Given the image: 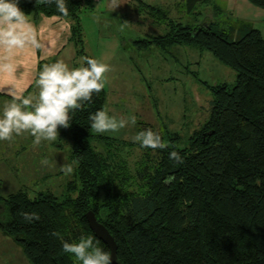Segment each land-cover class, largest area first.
Masks as SVG:
<instances>
[{"label":"trees","instance_id":"trees-1","mask_svg":"<svg viewBox=\"0 0 264 264\" xmlns=\"http://www.w3.org/2000/svg\"><path fill=\"white\" fill-rule=\"evenodd\" d=\"M210 1L186 0V7ZM247 1L264 10V0ZM65 2L68 17L56 10L55 0L47 6L29 0L18 7L35 20L44 16L71 21L70 40L79 56H88L79 15L94 4ZM149 12L168 20L163 12ZM168 26L164 36L133 44L141 48L156 43L164 49L189 45L207 51L235 72L234 84L206 85L213 97L209 119L187 147L155 149L154 171L145 172L146 184H135L133 191L117 182L108 156L92 145L122 144L91 134L88 117L105 108V90L94 93L82 110L70 111L71 126L64 129L70 135L76 180L67 184L65 194L59 198L40 192L31 198L20 191L0 199V231L20 245L30 264H79L63 252L61 237L71 243L81 235L92 236L110 252L89 229L88 211L113 237L118 264H264V39L250 26L223 29L211 21ZM147 128L155 131L140 123L138 132ZM173 150L182 163L169 159ZM24 212H36L40 220L30 223Z\"/></svg>","mask_w":264,"mask_h":264},{"label":"rangeland","instance_id":"rangeland-1","mask_svg":"<svg viewBox=\"0 0 264 264\" xmlns=\"http://www.w3.org/2000/svg\"><path fill=\"white\" fill-rule=\"evenodd\" d=\"M94 4L92 10L82 9L79 24L82 28L85 53L107 63L111 68V71L105 73L104 90L107 99L104 109L110 116L118 119L135 115L137 123L150 125L169 145L174 144L180 149L187 147L189 138L195 131L202 129L209 119L213 97L206 85L224 83L231 86L235 82V72L213 59L210 53H206L212 59L205 60L199 68L190 67L187 71L177 68L178 72L175 73L173 68L166 67L168 65L165 61L172 64L167 52L158 51L154 46L151 49L138 50L131 43L140 39L142 27L148 37L158 38L166 34L169 28L166 30L164 25H152L154 22H164L160 13H150L149 10L138 13L135 6L126 4H119L113 9L109 0H99ZM185 11V16L180 21L190 22L195 26L212 21L223 29L230 26L235 28V22H239L237 20L240 18L234 19L227 13L215 14L214 8L198 3L190 9L186 7ZM135 22L145 23H138L136 27ZM241 24L245 25L243 21ZM145 38L147 37L143 40H147ZM72 46L73 43H70L62 56L56 59L66 60L70 68L83 63L82 57L76 55L75 47L71 49ZM118 46L121 47L120 53ZM137 123L129 124L117 133L96 134L91 130L92 135L122 142L118 146L96 142H92V145L98 152L108 156V162L115 168L112 175L118 177L117 182L122 181V185L131 191L135 184H146L143 174L154 171L158 158L157 150L142 148L133 141L138 133ZM57 131L56 141H42L38 146L33 144L34 138L29 133L20 136L14 134L12 140L0 141V163L9 166L11 182L16 183L15 186L4 185L0 189V199H7L20 189L31 198L40 192H50L59 198L65 194L67 184L76 180V163L70 157L69 133L63 127H58ZM170 134H176L177 140H173L176 136ZM45 158L48 164L42 165L41 160ZM63 163L73 164V174L66 176L60 171ZM6 240L11 239L7 235H0V264L27 263L19 253L17 259L11 258L14 247Z\"/></svg>","mask_w":264,"mask_h":264},{"label":"clouds","instance_id":"clouds-1","mask_svg":"<svg viewBox=\"0 0 264 264\" xmlns=\"http://www.w3.org/2000/svg\"><path fill=\"white\" fill-rule=\"evenodd\" d=\"M53 0H36L37 5H50ZM119 3L110 0L115 9ZM56 10L63 16H69L65 0H55ZM264 34V28L257 26ZM38 32L30 23L28 16L18 7L17 0H0V79L14 78L18 67L17 57L29 49L39 48ZM83 63L70 68L62 59L45 63L34 81L38 92L25 96L23 90L15 87L4 91L11 99L4 103L0 110V141H10L13 135L29 133L34 145L42 141H56L58 127L65 129L71 126L70 111L82 110L86 103L92 101L93 94H99L105 88V73L111 71L107 63L84 56ZM90 128L96 134L117 133L127 125H135V115L124 118L110 116L106 109H99L88 117ZM133 141L142 148L167 149L169 144L162 140L159 132L147 128L139 131ZM169 159L183 162L180 154L173 150ZM47 165L48 160H41ZM60 171L68 176L73 174V164L60 165ZM28 222L39 221L36 212L21 213ZM52 236L60 237L58 232ZM62 240V250L70 254L79 264H112L110 252L97 246L92 236L81 235L78 241L69 243Z\"/></svg>","mask_w":264,"mask_h":264},{"label":"crops","instance_id":"crops-1","mask_svg":"<svg viewBox=\"0 0 264 264\" xmlns=\"http://www.w3.org/2000/svg\"><path fill=\"white\" fill-rule=\"evenodd\" d=\"M26 1L29 0H17V3H23ZM92 2L94 4L96 2H99V0H92ZM117 2L121 5L126 4V5L135 6V9L138 13H143V11H148L149 8L155 11H160L165 13L168 20H165L164 22H154L152 23V25L154 26L164 25V27H166V30L167 28H169L168 25L170 23L172 25L195 26L190 24V22L180 21L183 18L182 16H185L183 15V13L186 12L185 11L186 0H117ZM204 6L214 8L215 14H218V12L227 13L229 17L233 16L234 19L240 17L239 18L240 20L239 19L237 20L239 22H235V24H237L236 27L250 26L257 30H259L257 26L264 28V10L252 6L247 0H211L209 3H205ZM27 16L30 23L33 25V27L37 30L39 34L38 40L41 46L36 49H29L26 51V53L17 57L18 67L15 71L14 78L0 79V89H4L6 91L9 88L15 87L17 89L23 90V94L25 96L29 94L37 93L36 92L37 88L35 86L34 81L38 78L39 71L42 69L43 64L53 63L57 61L56 59L62 56L64 50L70 45V43H73L70 40V35H71L70 31L72 25L71 21L58 17H44V16L38 17V19L35 20L32 15H27ZM242 21L245 23V25L241 24ZM138 23L143 25L145 22H135L136 27H138ZM142 29L143 31L140 32V36H141L140 39L136 41H132L131 42L132 44L133 42L142 41L144 37H147L145 38L147 40H153L155 38L153 36L148 37V35L144 32V27H142ZM168 31L169 30L166 31V34L168 33ZM260 33L264 39V34H262L261 31ZM142 46L143 47L138 48L136 45H134L135 49L138 50H142V48L144 50L151 49V47L154 46L157 49H159L158 51L167 52L170 55L172 64H169L168 62L165 61L166 65H168L166 67L170 66V68H173L175 70L174 71L175 73L178 72L177 68L184 69L185 71H187L190 67L199 68L201 64L205 62V60L207 61L212 59L210 58V56H208V54H206L209 52L200 51L189 45H174L167 49L162 48L156 43H149L147 45L142 44ZM73 47H75L74 49H76V55H77L78 50L74 43L71 49ZM120 49L121 47L118 46L117 47L118 52ZM213 59L215 58L213 57ZM65 61L66 60H64V62ZM204 83L205 82H203V84ZM10 99L11 98L9 96L4 94V91H0V110H2L4 103L9 101ZM105 104H106V100H105ZM137 124L139 125L140 123ZM0 154L2 153L0 152ZM9 170H10L9 166L6 167L5 165L0 163V189L4 187V185L6 187L16 185L15 182H11ZM20 191L21 189L18 190V192ZM0 235L1 237H5V234L1 231H0ZM10 239L11 240H6V241L9 244L12 243L10 245H13L12 246L14 247L13 251L15 252V253L11 252V258L13 257V259L14 258L17 259L18 253H19L18 255L22 254V256H24L20 245L17 244L12 238ZM4 243L6 244L7 248L8 247L10 248V245L8 243L6 242ZM24 259L25 261H27V263L25 262V264H28L29 262L25 258V256Z\"/></svg>","mask_w":264,"mask_h":264},{"label":"water","instance_id":"water-1","mask_svg":"<svg viewBox=\"0 0 264 264\" xmlns=\"http://www.w3.org/2000/svg\"><path fill=\"white\" fill-rule=\"evenodd\" d=\"M85 219L92 233L109 248L112 264H118L116 256L117 245L108 230L97 221L92 211H88L85 214Z\"/></svg>","mask_w":264,"mask_h":264}]
</instances>
